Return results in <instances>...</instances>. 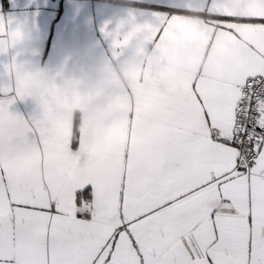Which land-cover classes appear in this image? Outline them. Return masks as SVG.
Segmentation results:
<instances>
[{"label":"snow or ice","instance_id":"obj_1","mask_svg":"<svg viewBox=\"0 0 264 264\" xmlns=\"http://www.w3.org/2000/svg\"><path fill=\"white\" fill-rule=\"evenodd\" d=\"M136 3L150 19L130 12L113 55L144 77L110 151L51 130L24 80L0 90V264H264V0ZM28 99L39 114L12 110Z\"/></svg>","mask_w":264,"mask_h":264},{"label":"crops","instance_id":"obj_2","mask_svg":"<svg viewBox=\"0 0 264 264\" xmlns=\"http://www.w3.org/2000/svg\"><path fill=\"white\" fill-rule=\"evenodd\" d=\"M130 12L139 23L150 19L136 0H0V45L11 38L13 58H19V46L26 50L28 60L22 67H13L8 57H0V90H14L16 80H24L33 93L44 98L51 130L68 137L76 125L90 146L102 153L110 151L119 135V97L144 77L142 64L127 54L129 46L113 55L114 40L130 30ZM174 43L170 38V49ZM147 55L170 78L188 67L171 51L157 54L149 50ZM227 55L222 52L218 58L223 61ZM98 58H103V64L97 63ZM41 69H46L43 74ZM73 69L79 75L69 81ZM12 110L25 117L40 113L31 99L18 100Z\"/></svg>","mask_w":264,"mask_h":264},{"label":"clouds","instance_id":"obj_3","mask_svg":"<svg viewBox=\"0 0 264 264\" xmlns=\"http://www.w3.org/2000/svg\"><path fill=\"white\" fill-rule=\"evenodd\" d=\"M25 39H26V34H25ZM17 52L19 53V58L18 59H14L13 58V42L11 40V38L7 39V42L5 45H0V57H8L9 61L12 63L13 67L16 66H24L25 64L28 63V60L26 58V55L24 54L26 52V50L22 47H17ZM98 64H103V58H98L97 61ZM46 69H41V74H43V72ZM79 73L78 70L73 69L69 71L68 74V80L72 81L75 80L78 77ZM68 85L65 84L64 88H67Z\"/></svg>","mask_w":264,"mask_h":264}]
</instances>
